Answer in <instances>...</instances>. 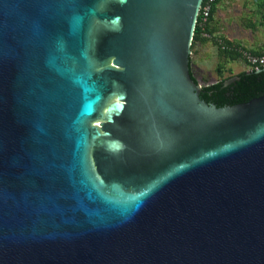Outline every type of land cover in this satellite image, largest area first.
<instances>
[{"label":"water","instance_id":"95a60500","mask_svg":"<svg viewBox=\"0 0 264 264\" xmlns=\"http://www.w3.org/2000/svg\"><path fill=\"white\" fill-rule=\"evenodd\" d=\"M201 0H0V264H264V64L209 89Z\"/></svg>","mask_w":264,"mask_h":264},{"label":"crops","instance_id":"0c3cea01","mask_svg":"<svg viewBox=\"0 0 264 264\" xmlns=\"http://www.w3.org/2000/svg\"><path fill=\"white\" fill-rule=\"evenodd\" d=\"M209 22L213 31L230 42L252 52L264 50V0H217ZM194 43L200 45L201 41ZM190 63L191 54L189 67Z\"/></svg>","mask_w":264,"mask_h":264},{"label":"rangeland","instance_id":"374dc122","mask_svg":"<svg viewBox=\"0 0 264 264\" xmlns=\"http://www.w3.org/2000/svg\"><path fill=\"white\" fill-rule=\"evenodd\" d=\"M221 38L228 47L220 48L213 39L200 40V45L193 42L190 46L189 55L191 54V63L189 68L195 81L200 85L213 82L219 78L224 79L246 68V63L239 56L238 51L232 48L231 44L239 45L243 48L246 47L230 42L224 37ZM223 50L232 51L237 56L232 57L227 55Z\"/></svg>","mask_w":264,"mask_h":264},{"label":"built area","instance_id":"2783aa9c","mask_svg":"<svg viewBox=\"0 0 264 264\" xmlns=\"http://www.w3.org/2000/svg\"><path fill=\"white\" fill-rule=\"evenodd\" d=\"M217 0H201L198 11L195 18V23L198 28V34L200 37L213 39L220 48L228 47L223 41L220 34L213 30H208V20L212 13V8L215 6ZM232 48L237 50L239 56L246 63V67H257L264 64V50L260 52H252L247 48L236 46L231 44Z\"/></svg>","mask_w":264,"mask_h":264},{"label":"trees","instance_id":"16d2710c","mask_svg":"<svg viewBox=\"0 0 264 264\" xmlns=\"http://www.w3.org/2000/svg\"><path fill=\"white\" fill-rule=\"evenodd\" d=\"M213 8H214V6H213ZM213 8H212V10H213ZM209 21H210V18H209L208 24H207L208 30H212L211 27H210V22ZM196 40H199L200 41V40H209V39L199 36V34H198V28H197V25L195 24L194 25V28H193V33H192V37H191L190 46ZM223 52H226L227 55H230L232 57H236L237 56V54L234 53V52H232V51L229 52L228 50H223ZM188 68H189V66H188ZM251 68H254V67H246V68H244L242 70L237 71L235 74L241 73V72L246 71V70H249ZM189 73H190V76L193 78V80H195L194 77L192 76L190 70H189ZM221 80H222V78H219V79H217V80H215L213 82H210V83H207V84H203V85L200 86V89H209V88L213 87L214 85H216Z\"/></svg>","mask_w":264,"mask_h":264}]
</instances>
